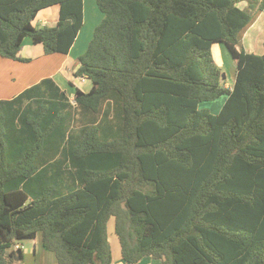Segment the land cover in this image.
I'll return each mask as SVG.
<instances>
[{"label":"trees","instance_id":"1","mask_svg":"<svg viewBox=\"0 0 264 264\" xmlns=\"http://www.w3.org/2000/svg\"><path fill=\"white\" fill-rule=\"evenodd\" d=\"M95 3L72 74L89 89L71 102L46 78L0 100V264L37 236L56 264H112L110 220L125 264H264V40L239 47L264 0ZM82 26L83 0H0V58L23 61L26 38L66 55Z\"/></svg>","mask_w":264,"mask_h":264},{"label":"crops","instance_id":"2","mask_svg":"<svg viewBox=\"0 0 264 264\" xmlns=\"http://www.w3.org/2000/svg\"><path fill=\"white\" fill-rule=\"evenodd\" d=\"M84 1V0H83ZM95 1V0H94ZM96 5V3H95ZM97 8V6H96ZM98 9V8H97ZM99 11V10H98ZM100 12V11H99ZM57 15H58V7H51L46 10L41 11L35 21L34 24L37 26H54L57 21ZM102 15V14H101ZM103 17V15L101 16ZM85 21V7L83 3V24ZM101 21V20H100ZM82 29V28H81ZM80 32V31H79ZM80 34L77 35L76 40L69 50L68 54L63 55L62 62L60 63L59 66H57L55 69H53L50 72H47L43 75H40L38 77L36 76V73L34 70L37 72L40 70V66H43V72H46L49 67L48 63H51L58 58L53 57L52 55H46L44 53L43 47L40 44H33L32 41L29 38L24 39L22 46L20 48V51L18 53V57L22 59L23 61H13L10 59H3L0 58V67L3 65L6 69L11 68V67H16V66H21L22 64L28 63L29 65L27 66V70L29 74H34L35 79L26 85V87H22L25 85L27 82L22 83V86L20 87L21 89H14V85H12L10 82L7 83L8 87H10L8 90H4L0 92V100H9L15 96H17L19 93L27 89L28 87L38 83L39 81L46 79V78H51L55 84L66 93L68 96L69 100H73L74 97V89L71 87V81L68 73L64 72L65 65L69 63V60L73 59L71 57L73 51H75L77 39ZM264 40V10L255 18L254 22L251 24L250 27L243 33L241 41H245V47L243 49L248 52V53H254L257 55L262 54L263 48H262V43ZM83 53L85 50L82 51ZM81 53V54H83ZM24 55L26 57H24ZM55 55V54H54ZM59 55V54H58ZM80 56V55H78ZM28 60V61H25ZM35 62V64H34ZM34 64V66H30ZM74 65V63H73ZM2 66V67H3ZM75 67V65H74ZM34 69V70H33ZM73 70L69 69V72L73 74L74 68L72 67ZM63 73H66L63 75ZM11 81H15L16 79L11 78ZM74 81H78V79L74 78ZM66 82V83H65ZM69 84H68V83ZM79 84L83 85L86 84L87 82L84 81V79H79ZM233 85V84H232ZM232 85H226L225 87H231ZM68 86V87H67ZM71 88L72 91H68L67 88ZM70 89V90H71ZM89 89V88H88ZM110 224L113 226V221L110 220L108 224V238L110 242V233L113 231V228L110 232ZM113 247L111 246V251H112V264H125L121 260V255H120V246L118 241L113 238L112 240ZM111 245V244H110ZM17 248H20L23 252V259L20 264H56V259L54 254L51 252L47 251L46 249L43 248L41 241H40V236H37L35 239L32 240H24L19 243H17ZM31 252V254H30ZM29 257L33 260L32 263L29 262ZM139 264H161L159 260H154L151 258H145L140 262Z\"/></svg>","mask_w":264,"mask_h":264},{"label":"rangeland","instance_id":"3","mask_svg":"<svg viewBox=\"0 0 264 264\" xmlns=\"http://www.w3.org/2000/svg\"><path fill=\"white\" fill-rule=\"evenodd\" d=\"M84 7H85V21L84 24L82 26V29H80V32L78 34V41L76 43V47H75V51H73L71 57L73 59H75L74 61L72 59L69 60V63L65 65L64 68V72L68 73L69 77H70V83H71V87L73 89H75L76 87L87 91L88 88L90 87L89 83L80 85L79 84V79L78 81H74V77L73 75L69 72V69L73 70L72 67L74 68V65L76 63V58L78 57V55H81V53H83V50H86L88 43L92 37V33L93 30L95 28V26L100 22V20H102L103 17H101V13L98 11V9L96 8L95 5V1L94 0H84ZM241 7H244L243 4H241ZM239 47H245V41H241ZM212 51V55L213 58L215 60V62L217 63V65L220 67L221 71L225 74V79H224V85H232L235 81V76H236V61L231 57L230 53L228 52L226 46L222 43H217L214 44L211 48ZM53 57L58 58L57 60L48 63V67L49 69L46 72H43V66H40V70H38L37 72L34 70V72L36 73L35 77H38L40 75H43L47 72L52 71L53 69H55L57 66L60 65V63L62 62V58L63 55H58V54H51ZM24 57H26L24 55ZM74 63V65H73ZM35 64V62H34ZM34 64L30 65V66H34ZM29 64H22L21 66H16V67H11L6 69L3 65H1L0 67V92L1 91H6L8 90L10 87H8L7 83H11L12 85H14L15 87H13L14 89H21L20 87L22 86V83L27 82L25 85H23L22 87H26V85L28 83H31L35 77L34 74H29L28 70L26 69L27 66ZM3 66V67H2ZM66 73H63L66 74ZM14 78L16 79L15 81H11L10 79ZM76 79V78H75ZM66 83V82H65ZM68 83V82H67ZM69 84V83H68ZM68 87V86H67ZM68 91H72V89L69 87L67 88ZM71 89V90H70ZM226 99V96H222L220 98H218L217 100L213 101V102H207V103H202L200 105V108H205L207 109L211 114H217L219 112V110L221 109L224 101ZM71 102H73L71 100ZM113 226L112 224H110V232L112 230ZM113 238H115L117 240V238L115 237V234L113 233V231L110 233V244L113 247V243L112 240ZM31 254V252H30ZM29 262L32 263V259L31 257H29Z\"/></svg>","mask_w":264,"mask_h":264}]
</instances>
